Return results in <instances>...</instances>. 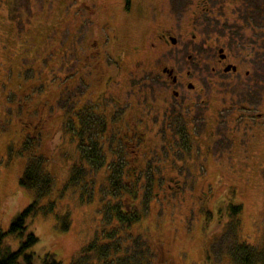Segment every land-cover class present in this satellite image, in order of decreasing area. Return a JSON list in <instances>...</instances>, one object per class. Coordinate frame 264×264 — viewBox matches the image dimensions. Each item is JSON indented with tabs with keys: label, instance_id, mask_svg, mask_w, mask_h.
I'll return each instance as SVG.
<instances>
[{
	"label": "rangeland",
	"instance_id": "374dc122",
	"mask_svg": "<svg viewBox=\"0 0 264 264\" xmlns=\"http://www.w3.org/2000/svg\"><path fill=\"white\" fill-rule=\"evenodd\" d=\"M116 2L4 0L0 4V234L7 233L4 244L13 250L27 242L31 234L35 235L38 242L29 250L39 256L37 264L46 253L55 254L62 264H70L86 244L101 236V216L104 210H108L104 209L106 203L113 204L115 209L125 195L135 196L125 192L113 196L110 191L115 184H98L100 179L96 173H90L85 179L77 170L83 168L80 162H76L78 143L65 127L68 118L79 126L77 112L96 106L99 94L105 89L106 80L91 83L99 75L91 65L85 68L83 64L99 35V23L110 22L111 16L118 15ZM153 5H156L155 0H146V12L161 10L157 6V9L152 8ZM88 7L95 8L96 17L91 18ZM115 25L120 44L109 40L110 51L115 56L121 55L119 65L122 72L116 75L113 83L127 80V72L135 71L139 61H150L143 59L144 52L137 54L134 50L137 45L148 43L151 47V42L156 43L157 35L169 26V22L165 18L154 21L133 16L127 20L119 17ZM254 25L264 30V14ZM248 39L264 50V31H250ZM163 61L166 62L165 57ZM255 62L264 67V52ZM146 67L157 70L151 61ZM133 78L131 74L130 80ZM82 80L86 81L84 85ZM111 86L106 94L110 97L112 92H117L115 86ZM236 86L238 89H231L233 96L240 98L235 102L247 99L250 105L255 104L258 113L264 114L262 101L259 103L258 100L260 96L264 97V88H257L254 78L244 79ZM255 114L252 111V115ZM252 127L260 128V131L250 134V140L261 139L264 143L262 126L256 124ZM201 129L197 128L199 134L191 138L196 146L211 140L200 133ZM27 141L37 143L33 157L40 153V159H44V171L55 181L51 200L56 201V208L49 211V200H40L39 209L26 219V230L10 233L13 220L36 200V195L20 184L29 157L25 149ZM218 144V152H214L203 167V172L208 171L206 180L191 185H138V198L123 200L131 203V208L141 209L146 218L135 233H143L144 238L126 235V240L119 245V258L124 256L135 261L141 256L159 264L163 247L167 256H163L165 263L234 264L229 257L236 242L255 246L263 241L264 167L259 166L253 157L257 155L264 160V147L259 144L250 147L249 158L246 147L234 148L231 152L230 143L224 136ZM231 153V158L235 155L234 161L228 160L234 168L222 163L221 156ZM243 158L245 166H238ZM212 163L215 168H210ZM108 166L106 161L99 176ZM126 186L131 190L134 188V185ZM233 204L243 206L237 214L241 229L237 227L235 231L230 228L237 216H232L230 211ZM67 215L68 219H65ZM151 241L156 245L153 249L149 246ZM209 249L211 259L207 257ZM109 250L112 248H107L106 252ZM98 254L94 251L90 260L85 257L83 261L94 264L92 262Z\"/></svg>",
	"mask_w": 264,
	"mask_h": 264
},
{
	"label": "flooded vegetation",
	"instance_id": "af4514ba",
	"mask_svg": "<svg viewBox=\"0 0 264 264\" xmlns=\"http://www.w3.org/2000/svg\"><path fill=\"white\" fill-rule=\"evenodd\" d=\"M145 1L117 0L116 9L121 17L156 21L157 12L166 8L169 26L160 31L157 42H151V47L148 43L137 45L134 50L137 54L144 52L143 59L150 60L157 70L146 67L150 61H139L135 71L127 72V80L113 83L122 72L121 55L110 51L109 40L120 44L115 17L111 24L99 23V35L83 65H91L99 75L91 83L106 80L105 89L96 106L77 113L87 127L82 147L98 146L102 156L95 160L90 152L79 150L74 136L78 143L76 162L86 169V176L96 173L98 184H195L207 179L208 171L203 172V167L218 152L222 136L230 143L231 152L246 147L249 158L250 147H264L261 139L250 140V134L260 131L251 126L259 124L264 129V114L247 99L235 102L240 98L231 92L247 78H254L256 87L264 88V67L255 62L264 50L248 39L250 31H264L254 25L263 17L264 0H155L152 8L161 10L150 12L145 10ZM88 8L91 18L96 17L95 8ZM85 83L82 80V85ZM111 85L117 92L110 97L106 94ZM258 100L264 106L263 95ZM197 128L211 140L201 146L193 144L191 138L199 134ZM231 156H221L222 163L234 168L228 159L234 161L235 155ZM261 158L256 155L253 160L264 167ZM106 161L109 166L99 176ZM245 163L243 158L237 165ZM165 254L162 247L159 264H165Z\"/></svg>",
	"mask_w": 264,
	"mask_h": 264
},
{
	"label": "trees",
	"instance_id": "16d2710c",
	"mask_svg": "<svg viewBox=\"0 0 264 264\" xmlns=\"http://www.w3.org/2000/svg\"><path fill=\"white\" fill-rule=\"evenodd\" d=\"M3 1L4 0H0V4ZM159 15L161 16L158 17L157 20L163 19V18L167 19L165 16L164 10L157 12V16ZM114 17H115V20H114V24H115L117 19L121 17L119 15V8H118V15L111 16V21ZM131 17L133 16L128 15L126 17H121V18L127 20V19H130ZM111 21H110V24H111ZM83 119H84L83 116L80 115L79 120H78L79 126H76V124H74V122L68 118L65 124V127L66 129H69V132L73 133V135L77 139L79 143V147H78L79 150L85 149L86 152H90L94 156L95 160H97L102 156L101 149L98 148V146L95 147L91 145L90 148L82 147L86 143V140L84 139L87 138V127L84 126L86 122H84ZM83 130L85 131L86 135H83ZM36 145L37 143L31 144L28 141L27 143H25V149H27L28 151L26 153L29 155V157L27 159V164L24 168V171L20 179L21 186L24 189H27L29 192L34 193L36 195V200L31 206H29L26 210H24L20 215H18L13 220L12 224L10 225V229H9L10 233H16L19 230L24 232L26 230V227H27L25 223L26 219L32 213H35L37 209H39L40 200L42 199L49 200L48 202L49 211H53L56 208V201L51 200V196H52V193L55 187V181L50 174H47L44 171V167L42 164L44 159H40V157H42L40 153H38L36 157H33L34 155L33 151H34V148H36ZM210 168H215L213 163L211 164ZM77 170L81 175L83 176L85 175L86 169L77 168ZM70 173H72V170H70ZM85 179H88V176L85 175ZM116 189H119L118 195L121 192H125L126 194L128 193V195L130 194L135 195L133 197L125 195V197H129L128 199L138 198L137 196V193L139 191L138 185H134L133 190H131L130 188H127L126 185L115 184L113 186V191H116ZM112 195L117 196L114 194ZM125 197L124 199L119 201L120 206H117V209L120 210L121 213L123 214H124V211L132 213L128 220L125 219V221H127L128 224L132 225L133 223H139L141 211H138L137 207L131 208V203L124 202L123 200H125ZM105 208L108 210H114L113 204L106 203V206L104 207V209ZM242 210H243L242 204H233L231 205V208H230V211L233 212L232 216L234 217ZM105 211L107 210H104V212ZM65 219H68V215ZM234 226L236 227L234 228ZM237 227L241 229V219L239 218V215H237L235 219H233V227L230 226V228L233 229L234 231ZM121 232L122 234L116 236L119 245H121V243L124 240H126V235H128V232L125 228H123V231ZM6 235L7 233L0 234V264H37V261L40 260L39 256L36 253H34L33 250L32 251L29 250V248H31L32 246L36 244V242H38V239L35 235L31 234L27 242L23 243L16 250L11 249L9 246L4 244V237ZM113 236L115 237V234ZM217 238L218 237H216V239ZM101 241H104V243L101 244ZM213 244L211 245V248ZM235 244L236 246L231 248V256L229 257L231 260H233L234 264H264V239L259 245H255V246L247 245V242H242L241 245H239L238 242H236ZM107 248L108 249L113 248V249L106 252ZM94 251L99 252V254L95 255L94 257L95 262H92L94 264H155L156 263L153 259H145V257H141V256H139L138 257L139 259L135 261L128 260V259L124 261L122 257L119 258V256H116V254L118 253V249H115V247L108 244L107 240L104 239V237L101 235L97 239L93 240L91 243L86 244L85 248H83L81 253L77 255V259H74L70 264H88L89 261L84 262L83 259L85 257H88L87 259L90 260L91 259L90 255H93ZM207 257L211 259V249L207 251ZM39 264H62V262H60L57 259V256L55 254L46 253L42 257L41 262ZM165 264H171V263L167 262Z\"/></svg>",
	"mask_w": 264,
	"mask_h": 264
},
{
	"label": "bare ground",
	"instance_id": "6f19581e",
	"mask_svg": "<svg viewBox=\"0 0 264 264\" xmlns=\"http://www.w3.org/2000/svg\"><path fill=\"white\" fill-rule=\"evenodd\" d=\"M84 178H85V175H84ZM118 191H119V189H116V191L112 190L110 192H111V194L118 195ZM128 198L129 197H125V200H127ZM105 212H107V213L105 214ZM105 212H103V214L101 216V218H103V220H102L103 229H102L100 235L103 234V237H104V239L107 240L108 244L115 247V249H118V252H119L120 246L118 244V240H117L116 236L119 234V231H123V228H125L127 230L129 236H133L136 238H144V237H142L143 233L139 232V233H141L140 235H136L135 233L138 229L139 224H141L144 221V219L146 218L145 213L141 212L139 223H133L132 225H130V224H128L127 221H125V219L128 220L132 213L124 211V214H123L117 208L114 210H107ZM136 225H138V226H136ZM114 234H115V237L113 236ZM150 244H149L150 249H153L154 246H156L154 241H151ZM117 254H116V256H117ZM122 259L125 261L127 258H125L123 256Z\"/></svg>",
	"mask_w": 264,
	"mask_h": 264
}]
</instances>
